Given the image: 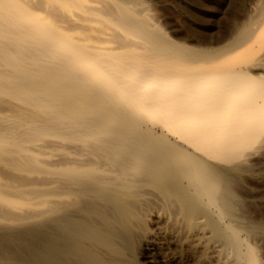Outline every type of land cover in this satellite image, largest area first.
<instances>
[{
	"label": "bare ground",
	"instance_id": "bare-ground-1",
	"mask_svg": "<svg viewBox=\"0 0 264 264\" xmlns=\"http://www.w3.org/2000/svg\"><path fill=\"white\" fill-rule=\"evenodd\" d=\"M236 4L166 2L206 32L174 38L146 0H0V264H132L147 234L264 264V0Z\"/></svg>",
	"mask_w": 264,
	"mask_h": 264
},
{
	"label": "rangeland",
	"instance_id": "rangeland-1",
	"mask_svg": "<svg viewBox=\"0 0 264 264\" xmlns=\"http://www.w3.org/2000/svg\"><path fill=\"white\" fill-rule=\"evenodd\" d=\"M146 1L150 5V7L152 8L151 10H152V13L154 15V18L160 24L162 30L167 35H170V37H174V36L176 37V34H180V33L186 34V33L189 32L188 35H192V36L194 35L195 37H197V35H198V38H202L206 34V32L204 33V31H202L203 29H200V27H195L194 29H189L188 28L189 27L188 24L184 23L185 19L182 17V15H180L178 10L177 9L175 10L174 8L166 5V2H168L170 0H146ZM241 1L242 0H237V4L236 5H239V3H241ZM158 3H161V4H158ZM200 17L202 19V16H200ZM207 18L210 19V20H215V18H213V17L207 16ZM175 19L176 20H180V24L181 25L179 24L180 25L179 26V28H180L179 30L182 29L181 31H174L175 29L173 27V22L172 21L175 20ZM198 30H200V31H198ZM202 32H203V34H202ZM171 34H172V36H171ZM154 212L157 213L158 210L155 209ZM155 227L156 226H154V225L149 223L148 226H147L148 233L151 232V229L153 231L154 230L156 231V228L157 227L159 228V226H157L156 228ZM159 230L160 229H158L157 231H159ZM149 236L150 235L147 234V237L149 239L146 236L144 237V239H146L147 241L142 239L140 241V243L138 244V246L136 248L137 252L135 251V253H134L135 257L133 259L132 264H170L169 260L167 259L168 251L165 249L167 241L166 240L164 241V238L162 239L163 235L159 234V238L157 240L155 239V241H157V242H155L152 239H150ZM160 236H161V238H160ZM159 240H161V242ZM160 247H161V250H160ZM163 248H164V250H163ZM165 250L167 251V253L165 252Z\"/></svg>",
	"mask_w": 264,
	"mask_h": 264
}]
</instances>
